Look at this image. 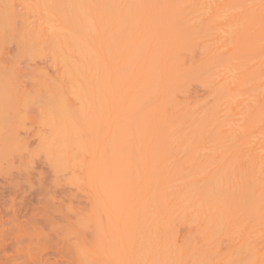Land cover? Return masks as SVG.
<instances>
[{"label": "bare ground", "instance_id": "obj_1", "mask_svg": "<svg viewBox=\"0 0 264 264\" xmlns=\"http://www.w3.org/2000/svg\"><path fill=\"white\" fill-rule=\"evenodd\" d=\"M31 5L39 24L30 31L51 67L48 144L67 166L85 170L99 200L111 189L127 241L118 257L264 264V0ZM39 113L43 123L46 112ZM87 115L99 121L94 130L77 123ZM6 134L0 164L19 147ZM10 178L0 183V202L6 189L22 188V177ZM26 192L20 200L27 209ZM69 192L59 194L69 199Z\"/></svg>", "mask_w": 264, "mask_h": 264}, {"label": "rangeland", "instance_id": "obj_2", "mask_svg": "<svg viewBox=\"0 0 264 264\" xmlns=\"http://www.w3.org/2000/svg\"><path fill=\"white\" fill-rule=\"evenodd\" d=\"M34 21L31 0H0V117H3L0 118V126H3L0 129L6 133L11 131L9 134L2 131V134L9 135L7 140L20 147L16 148L13 161L11 158L9 162L0 164V183L7 184L10 176L23 179L22 188L15 189L17 194L14 189L8 188L10 191L5 190L0 202V264H132L128 254L117 255L127 249V241L121 235L118 214L112 213L111 189L105 192L107 201L99 200L85 170L67 166L60 152L57 153L58 149L55 146L51 148L53 143L48 144L51 135L48 134L50 129L46 115L51 67L44 46L37 45L31 34L30 26ZM202 93L200 89L199 94ZM40 111L46 112L43 123H39ZM56 119L60 125H65L66 117L58 113ZM77 123L94 130L99 121L95 116L87 115L79 116ZM23 159L24 165L21 162ZM5 179H8L7 182ZM42 186L48 194L41 201L37 192ZM62 189L65 192L71 190L69 199L59 194H62ZM23 192L32 201L27 205L28 210L26 204H21ZM57 192L58 196L51 195ZM54 213L59 219L53 220L56 217ZM60 213L63 215H57ZM8 226L11 231H8ZM102 227L104 238L97 232Z\"/></svg>", "mask_w": 264, "mask_h": 264}]
</instances>
